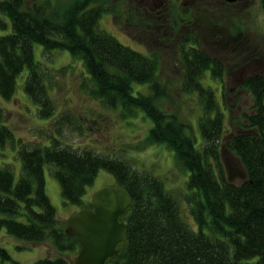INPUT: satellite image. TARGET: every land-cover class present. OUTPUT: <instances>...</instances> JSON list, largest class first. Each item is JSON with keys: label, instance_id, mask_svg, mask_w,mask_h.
Masks as SVG:
<instances>
[{"label": "trees", "instance_id": "1", "mask_svg": "<svg viewBox=\"0 0 264 264\" xmlns=\"http://www.w3.org/2000/svg\"><path fill=\"white\" fill-rule=\"evenodd\" d=\"M258 1L264 11V0ZM127 6L125 0H70L55 12L46 3L28 8L24 0H0V99L15 96L22 76V92L35 105L36 115L48 120L39 137L16 136L0 106V229L26 242L49 240L59 252L74 251L78 245L65 232L64 220L46 192L45 167L58 180L64 201L79 207L91 205L82 196L103 168L133 201L123 216L128 245L106 264H264V73L243 77L252 110L244 114L241 130L224 140L225 63L200 47L192 30L179 34L172 44L181 67L179 91L199 104V137L194 136L191 124L157 103L167 90L158 78L159 50L135 49L98 27L103 12L120 9L123 14ZM185 10L183 6L180 15L157 18L170 27L169 34H178ZM156 31L161 36L169 32ZM36 43L44 51L66 50L81 62L82 86L103 106L118 109L123 118L141 111L152 120L146 138L164 143L188 171L181 200L150 171L63 138V125L78 130L81 125L75 113L58 112L51 89L56 73L73 63L56 68L44 58L36 59ZM226 146L245 169L246 176L238 181L227 177L222 157ZM0 264L28 263L0 243ZM31 264L76 263L68 254L57 253Z\"/></svg>", "mask_w": 264, "mask_h": 264}, {"label": "rangeland", "instance_id": "2", "mask_svg": "<svg viewBox=\"0 0 264 264\" xmlns=\"http://www.w3.org/2000/svg\"><path fill=\"white\" fill-rule=\"evenodd\" d=\"M69 1L24 0V6L32 8L34 4L46 3L49 11L61 12L58 8L63 9ZM125 1L128 6L123 14H120V9L103 12L98 19V27L135 49L150 53L156 48L159 50L158 78L161 86L167 84L165 86L167 96L157 101L158 105L174 112L185 123L191 124L192 135L199 137L196 121L199 104L197 98L187 97L179 91L181 67L175 59L176 54L173 50L179 34L192 30L198 37L199 46L217 55L225 63L222 99L225 103L227 131L224 140L241 130L244 114L252 110L250 94L241 85V81L246 74L258 71L264 73V11L259 1L183 0V3L182 0H164L158 11L162 13L161 11L165 10L162 16H157L149 7L147 9L145 4L140 5L137 0ZM183 6H186L187 10L184 13L185 18L180 21L182 25L178 29V34H169L170 27H164L157 17L166 20L173 16L174 12L180 15ZM160 28L161 30L165 28L169 32L164 36L157 35L156 30ZM148 31H151L149 35ZM34 56L41 61L44 58L46 63L56 68L65 63H73L72 68H68L64 73H56L51 89L58 112L75 113L81 125V130L63 125L64 139L71 141L74 146H91L100 151L110 152L112 156L130 161L137 168L150 171L162 178L170 192L181 200L180 191L185 186L188 171L175 161L172 150L164 143L152 142L146 138L152 126V120L148 116L140 111L136 116L123 118L118 109L107 108L91 97L82 86L81 72L84 68L81 62L72 60L66 50L44 51L42 46L36 43ZM247 60L252 62L243 66ZM25 73L26 70L22 75ZM22 80L23 77L20 76L18 91L14 97L9 100L0 99V106L4 111L3 118L16 136L39 137L45 132L44 127L48 120L36 115L35 105L21 90ZM218 95L220 97L219 91ZM222 157L227 168L232 171L236 166H242L235 152L227 146L223 148ZM239 179L237 176L234 177L236 181ZM116 183L114 175L101 168L82 196L84 203L87 204L91 200L92 193L99 187ZM45 189L60 219L64 220L71 212L80 208L75 203L64 201L59 182L48 167H45ZM181 205L183 211L187 213L183 203ZM0 243L14 258L28 264L37 257L53 256L57 253L68 254L73 258L78 251L76 248L74 251L59 252L49 240L26 242L7 233L4 228L0 229Z\"/></svg>", "mask_w": 264, "mask_h": 264}, {"label": "water", "instance_id": "3", "mask_svg": "<svg viewBox=\"0 0 264 264\" xmlns=\"http://www.w3.org/2000/svg\"><path fill=\"white\" fill-rule=\"evenodd\" d=\"M226 172L229 180L246 176L243 166H236L234 171L226 166ZM90 201L91 205L81 206L64 219V230L78 245L74 263L106 264L128 245L127 222L123 216L133 201L119 184L99 187Z\"/></svg>", "mask_w": 264, "mask_h": 264}, {"label": "flooded vegetation", "instance_id": "4", "mask_svg": "<svg viewBox=\"0 0 264 264\" xmlns=\"http://www.w3.org/2000/svg\"><path fill=\"white\" fill-rule=\"evenodd\" d=\"M140 5L145 4L147 9L149 7V10L151 12H158L161 9V6L163 5L164 0H137ZM184 3V1L182 0ZM149 3H152L151 5ZM145 8V7H144Z\"/></svg>", "mask_w": 264, "mask_h": 264}]
</instances>
